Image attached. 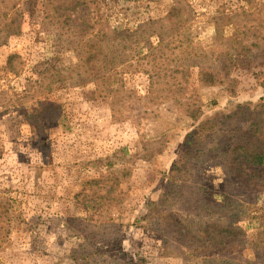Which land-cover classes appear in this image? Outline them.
I'll use <instances>...</instances> for the list:
<instances>
[{"label":"rangeland","instance_id":"374dc122","mask_svg":"<svg viewBox=\"0 0 264 264\" xmlns=\"http://www.w3.org/2000/svg\"><path fill=\"white\" fill-rule=\"evenodd\" d=\"M88 1L71 12L73 25L66 29L62 12L53 8L56 0H0L1 22L21 26L19 34L0 45V264H82L69 257L71 250L106 230L112 219L120 233L103 246L109 255L120 253L117 262L106 264H185V255L162 254V240L148 226L156 205L148 202L159 200L173 174L175 192L209 200L220 194L223 169L214 159L217 153L208 151L203 158L192 146L188 133L194 120L187 107L205 119L233 112L239 103L252 108L264 102V0H173L181 8L171 16L172 0ZM84 14L98 16L95 31L103 35L117 29L129 33L131 45L132 39H141L135 53H145L167 35L192 41L209 63L223 64V54L231 55L233 92L227 84L202 83L198 67H191L179 94L172 97L162 87L152 97L144 70L130 72L124 84L132 90L127 106L133 118L114 121L110 100L99 97L89 77L78 76L81 65L75 66L73 79L49 89L43 75L55 71L54 65L80 61L83 32L77 23ZM151 20L146 30L134 34L138 23ZM12 53L24 61L18 75L8 65ZM257 112L263 115L264 108ZM246 126L243 120L241 129ZM229 139L228 130H220L209 145ZM112 176L120 182L113 195L121 194V203L100 207L85 197L89 189H108ZM94 179L105 181L94 185ZM257 203L264 207V190ZM259 225L264 230V218ZM85 242L92 244L89 238ZM242 254L249 264H264V255L250 248Z\"/></svg>","mask_w":264,"mask_h":264},{"label":"trees","instance_id":"16d2710c","mask_svg":"<svg viewBox=\"0 0 264 264\" xmlns=\"http://www.w3.org/2000/svg\"><path fill=\"white\" fill-rule=\"evenodd\" d=\"M88 2L56 0L53 8L62 12L60 20L68 29L73 25L71 12L86 7ZM171 6L168 16L181 8L180 3L176 5L173 0ZM153 22L155 20L138 23L134 34L139 35ZM98 23V16L95 19L86 14L80 17L77 23L83 32L78 41L80 61L76 64H61L60 67L54 65L52 69L55 71L48 69L50 72L43 76L49 79L47 84L49 89L53 83L73 79L75 66L81 65L82 71L78 76L89 77L94 82L99 97L110 100L114 121L133 118V110L127 106L132 90L125 89L124 84V75L130 72L144 70L149 78L152 97L160 93L162 87L166 88L167 94H172V97L179 94L185 89L187 69L191 67H198V79L202 83L227 84V89L230 88L233 92L235 79L230 74L231 55L223 54V64L209 63L204 50L192 41L188 39L178 41L167 35L162 36L156 44H150L145 53H135L141 39L137 37L132 39L131 45L127 43L129 33L123 35L117 29L103 35L95 31ZM151 31L154 32L152 29ZM20 32L21 26L14 20L6 22L0 20V45L5 44L11 35ZM90 32L93 36L88 37ZM64 33L66 32L62 34ZM71 42L72 40L67 41ZM238 53H241V49ZM141 60L145 63H141ZM22 64L24 61L18 53L8 55V65L13 74L20 73ZM263 108L264 102H259L252 108L248 104L239 103L233 112L228 114L218 112L212 117L200 119L197 109L187 107L188 116L194 120L193 129L188 133L189 141L193 147L201 151L203 158L208 157V151L217 153L214 159L223 169V178L220 194L215 197L216 199L209 200L188 196L184 191L175 192L179 189L176 188L177 180L173 174L164 186V192L159 200L148 202L151 206L156 205V210L149 215L148 226L162 240L163 255L173 252L185 255L188 259L185 264H249L242 254L245 248L252 249L257 256L264 255V230L259 225V221L264 218V207L257 203L259 192L264 190V114L257 112ZM233 116H236L237 120L230 122L229 119ZM243 120L247 123L246 129H241ZM224 129L230 134L227 143L210 147L209 144L214 141V134ZM200 162L205 160L201 159ZM109 178L112 184L108 189L102 191L103 186L97 187L96 190L89 189L85 197L93 199L100 207L107 202L114 203V206L121 203L123 196L119 193L113 195L120 182L117 176ZM105 180L94 179L90 183L98 185ZM170 194L172 197L169 199ZM175 204L179 209L171 211L170 206ZM75 220L79 221L81 218L76 217ZM243 223L247 225L244 226ZM106 226V230L95 232V238L88 236L92 241L91 246L87 245L85 240L88 238H85L78 248L71 250L69 257L82 264L117 262L120 251L109 255L103 243L107 239L113 240L119 236L120 224L112 219Z\"/></svg>","mask_w":264,"mask_h":264}]
</instances>
